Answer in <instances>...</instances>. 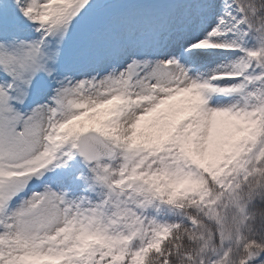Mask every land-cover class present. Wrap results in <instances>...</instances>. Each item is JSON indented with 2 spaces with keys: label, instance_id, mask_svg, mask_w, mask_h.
Returning <instances> with one entry per match:
<instances>
[{
  "label": "snow or ice",
  "instance_id": "obj_1",
  "mask_svg": "<svg viewBox=\"0 0 264 264\" xmlns=\"http://www.w3.org/2000/svg\"><path fill=\"white\" fill-rule=\"evenodd\" d=\"M0 264H264V0H0Z\"/></svg>",
  "mask_w": 264,
  "mask_h": 264
}]
</instances>
